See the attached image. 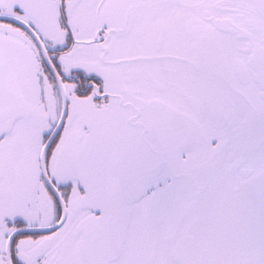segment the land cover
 Masks as SVG:
<instances>
[{"label": "snow or ice", "instance_id": "obj_1", "mask_svg": "<svg viewBox=\"0 0 264 264\" xmlns=\"http://www.w3.org/2000/svg\"><path fill=\"white\" fill-rule=\"evenodd\" d=\"M0 264H264V0H0Z\"/></svg>", "mask_w": 264, "mask_h": 264}]
</instances>
